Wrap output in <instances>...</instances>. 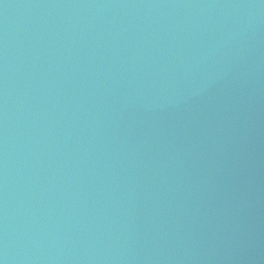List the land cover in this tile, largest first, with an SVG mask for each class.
Instances as JSON below:
<instances>
[{
    "label": "water",
    "instance_id": "1",
    "mask_svg": "<svg viewBox=\"0 0 264 264\" xmlns=\"http://www.w3.org/2000/svg\"><path fill=\"white\" fill-rule=\"evenodd\" d=\"M0 264H264V0H0Z\"/></svg>",
    "mask_w": 264,
    "mask_h": 264
}]
</instances>
